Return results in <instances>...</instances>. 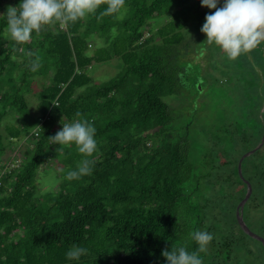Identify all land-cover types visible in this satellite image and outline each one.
I'll return each mask as SVG.
<instances>
[{
  "label": "trees",
  "instance_id": "16d2710c",
  "mask_svg": "<svg viewBox=\"0 0 264 264\" xmlns=\"http://www.w3.org/2000/svg\"><path fill=\"white\" fill-rule=\"evenodd\" d=\"M7 2L18 7L19 0H0V8ZM124 6L127 12L122 19L120 12L104 15L105 0L95 13L75 23L43 25L24 44L8 36L6 20L0 18V125L10 113L19 121L6 128L10 140L27 133L25 94L31 91L33 79L46 81L35 94L39 116L33 121L38 128L29 135L28 155L14 167L0 161V264H167L163 251L180 246L197 249L189 237L193 230L208 231L214 237L207 251L200 253L203 264H249L235 255L243 250L254 254L244 241L251 238L235 217L247 190L237 171L244 154L235 160L221 156L216 161L221 145L216 135L210 147L213 154L207 152L211 161L200 159L188 144L195 114L185 121L187 110L170 107L167 100L175 97L180 105L183 95L191 90L198 95L203 90L197 86L206 79L197 80L189 71L202 70L193 47L206 14L215 9L202 7L200 0H125ZM167 16L170 20L152 31L151 21ZM92 36L103 44L91 55L87 52ZM252 50L246 53L264 62V42ZM28 51L40 58L41 67L35 73L29 70ZM114 58L122 64L120 74L106 84L94 85L89 76L92 65ZM259 77L252 68L256 85L249 87L250 105L258 94ZM261 77L264 80V72ZM258 96L253 106L244 108L237 99L240 102L233 107L246 112L241 124L238 112L226 115L234 121L224 126L229 140L235 146L245 145L246 151L254 149L264 134V91ZM79 119H87L96 128V151L85 157L75 145L60 146V182L52 192L40 193L37 172L47 165L51 149L57 146L49 137L62 124ZM253 121L258 124L254 131L248 128ZM263 146L264 142L250 156ZM5 149L0 135V157ZM248 157L241 163L242 176ZM85 158L92 161L91 174L66 179L67 171L76 169ZM13 159L16 163L18 154ZM229 165L231 171L225 176L236 200L231 224L222 222L225 212L215 215L209 198L199 193L200 184L212 177L219 184L217 171ZM246 180L252 190L244 207L251 200L263 202L264 193L255 194L251 180ZM255 180L261 178L254 176ZM253 241L260 245L264 259L263 246ZM73 245L88 251L79 260L69 261L65 253ZM253 262L264 264V260Z\"/></svg>",
  "mask_w": 264,
  "mask_h": 264
},
{
  "label": "rangeland",
  "instance_id": "374dc122",
  "mask_svg": "<svg viewBox=\"0 0 264 264\" xmlns=\"http://www.w3.org/2000/svg\"><path fill=\"white\" fill-rule=\"evenodd\" d=\"M222 2L223 0H221L220 4H222ZM8 5L13 6L8 2L3 4L0 8V14L6 13V9L9 7ZM126 12L127 7L124 6L119 13V19H122ZM162 18L163 17H160L151 21L150 27L153 29L152 31H156V29L160 28L170 20L169 16L164 19ZM205 38V35L200 33L195 40V48L193 47V49H195V52L193 51V53L197 54L194 59L201 58L199 62L202 70L199 72L196 69L189 71L196 75L197 80L202 77H204V80L206 79L205 82L200 83L198 84L199 86H197L198 90H201L202 88L203 90L198 94L199 96L196 93L194 94L192 90L189 94L183 95L180 105V101L174 100L175 97H169L167 100L170 107L183 106V109L187 110L186 117L184 118L185 121L189 119V116H191L190 114H195V122L189 129L188 144L195 150V154H198L200 159H206L207 157V160L211 161V157L207 152L213 154L210 147L212 145L211 143H213L212 140L214 136L217 135L219 138L218 142L220 141L219 144L221 145L217 148L219 154L215 155L214 159L218 161L221 156L224 158L226 156L227 158L230 157L231 160H235V158H240L251 149L246 151L245 145L242 144L235 146L234 142L229 140V134L224 126L226 123H234V121H232L233 116L227 117L226 115H231V113L235 114V111L238 112L241 124V120L246 112L239 113V111L233 106H236L240 100L243 103V108L244 106H253L259 99L258 94H262V91H264V80L261 77L262 72H264V62L262 58H258L256 55L249 56V53L247 54L246 52L245 58L244 53H242L236 59L229 60L218 46L215 44H209ZM88 41L89 50L87 53L91 55L94 50L103 44V42L95 36H92ZM250 52H253V50ZM246 60L249 61L251 66L246 63ZM196 65H199V63H196ZM252 68L258 72L261 83L258 86V94L251 98L253 102H251L250 105L249 87L256 85V83L253 84L252 80L254 79L251 78ZM121 71V62L114 58L104 63H94L89 70V76L94 85H103L116 78ZM185 80L184 82H186L188 87L189 81L187 80H190V78L187 76V79ZM45 82L46 81L40 77L34 78L30 86L31 91L25 94L29 106L28 117L25 118L26 123L28 124L27 133L17 140H10L6 128L18 124V116L15 113H10L3 118L0 125V135L2 143L6 146V149L0 157L1 162L4 161V163H10L12 164V167H14L21 164V159L24 160L28 155L32 143V139L29 135H32L38 128L37 124L33 121L39 116L37 109L38 99L35 94L42 88V85L45 84ZM238 98H240L239 101H237ZM183 109L180 110L183 112ZM262 109L263 106L258 114L260 121H263ZM234 116L237 118L236 115ZM255 125L258 126L257 123H255ZM255 125L253 121L248 128H252V131H254ZM226 141H230V143L227 142L225 145H222V143H225ZM58 147L59 146L57 145L51 149L50 152L52 155L50 161L37 172L35 183L37 184L40 193L47 191L52 192L60 182L59 176L62 174L63 165L59 162V159L61 158V155H59L61 154V150ZM16 154H18L19 159H17V162L15 163L16 158H13ZM248 158L249 159L243 164V176L246 179L251 180L254 193L261 195L264 193V174H262V172H264V146L258 154ZM228 170L231 171L230 165L221 171H217L221 176L219 184L216 185L217 182L213 177L209 182L200 184L201 191H199V193L204 197L209 198V204L214 208L212 212L215 215L219 211L221 213L225 212V217L222 222L231 224L234 220V216L231 214L233 206L232 202L236 200L234 198L235 193L233 192L232 187L228 184V178L225 176V172ZM254 176H259L261 180L259 182H256V180L254 181ZM236 187H239V185ZM236 189L237 188L234 190L236 191ZM258 202L260 201L252 203L251 200L243 208L245 216L244 222H246V225L251 232L264 239V201H261L260 204H258ZM254 204H258L259 207L255 208ZM244 241L254 254L248 255L245 253V250H243L240 251L239 254L236 251L235 255H238L243 259L242 261L244 263L248 262L249 264H253V261L256 263L259 261L262 262L264 259L260 245L251 239H245ZM255 259H258V261Z\"/></svg>",
  "mask_w": 264,
  "mask_h": 264
},
{
  "label": "clouds",
  "instance_id": "9594fccd",
  "mask_svg": "<svg viewBox=\"0 0 264 264\" xmlns=\"http://www.w3.org/2000/svg\"><path fill=\"white\" fill-rule=\"evenodd\" d=\"M105 0H19L17 6H9L0 18L6 20L7 34L16 44H24L32 39L33 32L40 33L42 26L60 22L67 26L75 23L89 14L95 13ZM200 0L202 7L215 9L206 14L200 31L209 44H215L229 60L236 59L242 53L248 52L264 42V0ZM125 0H107L104 15L120 12ZM29 70L33 73L41 67L40 58H33L31 51ZM78 117L80 113L76 114ZM96 128L87 119H79L64 123L55 135L49 137L52 144L60 146L75 145L77 151L85 157L91 156L97 149L95 139ZM62 150V149H61ZM92 161L85 158L77 168L66 173V179L74 180L92 172ZM189 237L197 245L195 251L180 246L162 252L167 264H203L200 253L207 251V246L213 240V234L208 231L193 230ZM88 249L73 245L65 253L69 261L79 260Z\"/></svg>",
  "mask_w": 264,
  "mask_h": 264
},
{
  "label": "water",
  "instance_id": "95a60500",
  "mask_svg": "<svg viewBox=\"0 0 264 264\" xmlns=\"http://www.w3.org/2000/svg\"><path fill=\"white\" fill-rule=\"evenodd\" d=\"M263 142H264V134L260 140V143L254 149L245 153L239 160L238 167H237L238 175L241 178L242 182L246 185L247 190H246L244 198L242 199V201L238 204V206L235 209V217H236V220H237V223H238L240 229L249 238L256 240L257 242L261 243V245L264 248V239L262 237L256 235V234H254L253 232H251V230L248 228V226L246 225V223L244 222V219H243V208H244L245 203L248 201V199L251 196V190L252 189H251L250 183L246 179L243 178L242 170H241V163H242L243 159L250 156L256 150H258L262 146Z\"/></svg>",
  "mask_w": 264,
  "mask_h": 264
}]
</instances>
